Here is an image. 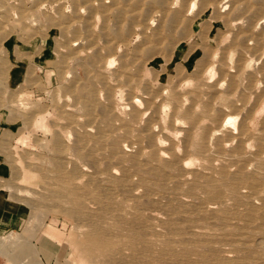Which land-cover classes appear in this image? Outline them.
<instances>
[{
    "label": "rangeland",
    "instance_id": "374dc122",
    "mask_svg": "<svg viewBox=\"0 0 264 264\" xmlns=\"http://www.w3.org/2000/svg\"><path fill=\"white\" fill-rule=\"evenodd\" d=\"M262 17L0 0V264H264Z\"/></svg>",
    "mask_w": 264,
    "mask_h": 264
},
{
    "label": "bare ground",
    "instance_id": "6f19581e",
    "mask_svg": "<svg viewBox=\"0 0 264 264\" xmlns=\"http://www.w3.org/2000/svg\"><path fill=\"white\" fill-rule=\"evenodd\" d=\"M193 6H194V4H193ZM192 8V7H191ZM264 21V17H262V19L259 21V23H261V22H263ZM111 35V34H110ZM146 52H149V50H147ZM232 57H234L233 56V54L231 53L230 55H229V60H231L232 59ZM232 61V60H231ZM249 64L250 63H247L246 64V68L249 66ZM213 68L211 67L209 70H207V75H209V78L211 77V74L213 73ZM262 70V69H261ZM256 73V72H255ZM208 82H210V81H208ZM252 89V88H251ZM246 101V100H245ZM146 105V104H145ZM244 109V108H243ZM158 112V111H157ZM262 112H264V105H263V107L260 109V111H259V113H262ZM148 127V126H147ZM150 130V129H149ZM147 131V130H146ZM149 132V131H148ZM242 135V134H241ZM151 139H153V138H151ZM138 141V140H137ZM155 143V142H154ZM149 147H150V145H149ZM156 147V146H155ZM152 149V148H151ZM156 149V148H155ZM158 153V152H157ZM164 157V156H163ZM157 158V157H156ZM155 158V159H156ZM155 161V160H154ZM156 161H157V159H156ZM179 162V161H178ZM142 166V165H141ZM175 166V165H174ZM177 166V165H176ZM126 169V168H125ZM149 169V168H148ZM156 169V168H155ZM147 170V169H146ZM155 171V170H154ZM157 172V171H156ZM153 173V172H152ZM144 180V179H143ZM145 181V180H144ZM143 181V182H144ZM108 182V181H107ZM125 182V181H124ZM238 186V185H237ZM256 186V185H255ZM120 187V186H119ZM132 187V186H131ZM253 188V187H252ZM136 193V192H135ZM176 196V195H175ZM249 206V205H248ZM250 208V207H249ZM262 212V211H261ZM257 215V214H256ZM259 215V214H258ZM251 217V216H250ZM251 219V218H250ZM253 222V221H252ZM143 259V258H142ZM147 261V260H146ZM138 263V262H137ZM146 263V262H145Z\"/></svg>",
    "mask_w": 264,
    "mask_h": 264
},
{
    "label": "crops",
    "instance_id": "0c3cea01",
    "mask_svg": "<svg viewBox=\"0 0 264 264\" xmlns=\"http://www.w3.org/2000/svg\"><path fill=\"white\" fill-rule=\"evenodd\" d=\"M0 219H3L4 221H6V223L9 222V217L7 218V216L4 217L0 216Z\"/></svg>",
    "mask_w": 264,
    "mask_h": 264
}]
</instances>
